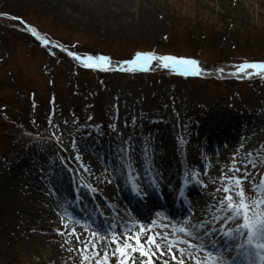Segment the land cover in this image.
<instances>
[{
	"label": "rangeland",
	"instance_id": "374dc122",
	"mask_svg": "<svg viewBox=\"0 0 264 264\" xmlns=\"http://www.w3.org/2000/svg\"><path fill=\"white\" fill-rule=\"evenodd\" d=\"M88 1L0 0V169L10 168L19 156H34L28 172L37 175L39 183L44 178L50 187L35 192L40 206L52 213L49 223L54 229L49 234L64 250L62 264H96V259L103 260L104 245L98 258L88 251L84 255L90 262L82 261L78 251L82 243L67 233L75 227L81 241L101 240V235L93 238L94 228L83 226L73 213L76 208L79 214L78 207L87 203L89 193L80 190L75 196V189L73 194L69 190L70 205L62 208L54 202L59 194L50 176L72 175L76 189L83 185L96 189V203H113L120 188L111 166L118 140L125 153L137 151L138 141L161 152L165 165L169 153L181 166L197 158L195 171L203 180L199 219L207 216L214 196L221 195L215 191L221 187L219 177L231 167L234 155L238 166L256 160L255 169L249 163L255 183L264 178V76L248 69L246 73H253L251 80L236 77L244 76L237 72L241 63L264 61V0H130L126 6L118 0ZM12 16L22 18L53 42L62 41L82 53L114 59L134 57L137 52L191 57L208 69L217 67L215 74L220 78H191L156 63L146 70L94 73L59 48L36 42L22 25L12 22ZM223 109L230 120L238 119L242 129L232 138L220 133L212 136L222 124H206L208 112ZM49 119L59 128L49 126ZM54 131L61 136L59 144L52 136ZM72 140L89 171L74 160ZM159 169L154 170L155 179L164 177ZM243 187L248 196L256 195L247 181ZM71 203L76 207L71 209ZM66 211L79 223L69 221ZM7 216V210H0V264H54L47 261V232L37 225L27 232L18 231ZM157 217L164 220L167 216ZM129 254L136 264L149 259ZM151 259L153 264H163L165 259L175 264L167 255ZM110 264H116V257H110Z\"/></svg>",
	"mask_w": 264,
	"mask_h": 264
},
{
	"label": "snow or ice",
	"instance_id": "6c2138e0",
	"mask_svg": "<svg viewBox=\"0 0 264 264\" xmlns=\"http://www.w3.org/2000/svg\"><path fill=\"white\" fill-rule=\"evenodd\" d=\"M12 20L19 21L24 30L28 31L35 37L45 48L57 47L60 51L65 52L67 56L73 60L80 61L84 67H96L98 64H93L92 61H110V57L92 55L81 56L75 51H70L61 45L55 44L47 36L42 35L32 25H29L22 18L12 16ZM74 47V46H73ZM51 55H56L51 52ZM155 61L157 66L163 68H179L181 74L200 76L203 69L199 66V61L195 59L176 57L171 55H156L152 52H137L133 59L124 61L126 65H136L141 70L148 68L149 62ZM248 69L255 70L256 75L264 74V62H244L237 66V72H246ZM116 70H135L121 69L117 66ZM223 72V69H219ZM235 75L236 73H232ZM251 77L253 73L248 72ZM49 126L58 129L59 125H53L49 119ZM67 123V122H65ZM115 127V126H113ZM56 143L61 142V136L52 133ZM71 147L76 153V141H71ZM66 151V150H65ZM121 151H124L122 149ZM248 157H252V153H248ZM74 160L80 163V167L85 171L89 169L83 165L81 156L76 153ZM264 162V161H262ZM249 163L252 169L257 168V162L254 159H249L242 166L237 165V157L232 158V165L227 172H222L219 177L221 187L216 188V193L221 194L219 197L214 196V202L206 208L207 217L198 223H193L191 216L179 221L175 224L169 221L168 224L161 226L159 231L153 230V225L156 221L153 220L147 227L138 225L139 231H133L137 225H127L123 232H117L115 228L106 232L97 242L80 240V236L73 227L71 232L67 233L70 236L76 237V242L83 245L78 249L81 254L82 261L90 262V258L84 255L85 252L91 251L93 258L100 256V246L104 245L103 260L96 259V264H110V257H116V264H136L132 260L131 253H139L140 257H148L147 261H140V264H153L151 257L157 253L161 257L167 255L175 261V264H238L240 257H243V264H264V178H261L259 184L255 183V177L249 169ZM131 168V165H129ZM107 172V169H105ZM231 173V175H229ZM239 173V175H237ZM129 176H132L131 181L132 191L141 196L144 189L141 187L139 180L134 177L133 172L129 171ZM197 175V174H193ZM247 181L252 185V191L255 196H248L243 187ZM107 180V183H111ZM198 183L203 185V181L198 180ZM215 183V181H214ZM95 191V188H92ZM161 213H157V216ZM65 216L69 221L78 224L67 211ZM65 216L61 217L63 221ZM167 219V217H165ZM63 228L67 229L68 224H63ZM58 234L65 235V232L57 229ZM93 238L100 235L98 232H92ZM221 241L224 243L221 244ZM112 245L115 248L112 249ZM72 252V248L67 249ZM111 250V251H110ZM163 264H169L165 259Z\"/></svg>",
	"mask_w": 264,
	"mask_h": 264
},
{
	"label": "bare ground",
	"instance_id": "6f19581e",
	"mask_svg": "<svg viewBox=\"0 0 264 264\" xmlns=\"http://www.w3.org/2000/svg\"><path fill=\"white\" fill-rule=\"evenodd\" d=\"M93 1L94 0H89L88 2H86V4L87 3L91 4L93 3ZM95 1H97V4H101V3L104 4L109 0H95ZM238 1L239 0H234V2L237 3ZM117 2H120L121 6L122 5L126 6V4L130 3L131 1L118 0ZM116 14H120V12H117ZM250 119H254V117L248 118V120ZM210 121L214 123L217 122V124L218 123L222 124L212 133V136L218 135L220 133L226 135V137L228 138H232V136H236V134H239V132L242 130L238 126V119L230 120L228 114L224 109L221 112L214 110L208 112L206 116V124H208ZM203 130L206 129L203 128ZM208 139L210 140V138ZM28 141H29L28 143L32 142L29 139ZM171 142L173 143V141ZM33 143L36 144L38 142L36 141ZM137 144L139 151H137V154L135 155L133 152L125 153L124 151H121L124 148L123 143L121 141H118L117 146L115 148V154L117 155V157L113 162V166L117 170V172H120L124 176V178L129 176L128 173L129 171H132L131 170L133 169L132 166H136L137 168H140L141 176H135V177L138 180L142 179L141 183H143L148 179V175L145 176L146 171L152 172L156 168V166H148V168H146V164L149 162L150 159H152L155 165L160 164L162 162V158H161L162 154L159 151L149 150L147 146L145 147V145H143V143L140 141H138ZM33 157L34 156H29L28 154L26 156H19L16 162H13L11 164L13 173L10 172L11 166L10 168L0 169V210L2 211L7 210L8 216L5 218L13 221L12 227L15 226L16 229L17 227H19V229H17L18 231L19 230H24L26 232L30 231V228L36 225L42 227V229L45 230V232H47L44 240L45 239L48 240L47 244L49 245V251H50L47 257L48 259L47 261L49 262L55 261L54 264H62L65 261L64 250L63 248H61L59 243L54 242V237L52 238L49 234L54 229L53 227L54 225L49 223L50 219L52 218V213L50 211V208L47 207L48 208L47 209L45 208L46 206H40V204L37 201L38 195L36 194V192L37 191L41 192L40 189L42 187H48L49 189L50 187L48 186L47 181L44 178L41 179L42 183L41 182L39 183L35 180L37 175H35L34 177L30 171L28 172ZM175 160L176 158L174 157V155L169 153L166 165H165V161L163 160L162 162L163 164L161 163L162 166H157V169L158 168L163 169V174H164V177L162 179H158L160 183L157 187L158 191L160 190L167 192L172 191L177 187V185L181 183L180 181H183L181 174L184 173L186 175V173L191 172L190 178L192 179L193 174L197 173L195 172V168L197 166L196 162L199 161L197 158L188 161L187 166H181V164L180 163L178 164V162L174 163ZM129 165H131V168H129ZM60 176H61L60 173L53 176L51 175L50 179L51 181H53V184H57L55 186L56 189L55 193H57L56 191H58L57 194H59L58 196L54 197V202L59 203L60 206L63 208L65 206L70 205L67 202L69 199V190H71L72 193L75 180L72 175L71 176L63 175L61 177ZM194 177L199 178L198 175H195ZM61 181L63 182V186L61 184ZM125 185L128 186L127 181L122 182L121 189L123 188L127 189ZM141 187L144 189L141 195L145 196L146 189L144 187H148V186L142 185ZM60 197H62V201L60 200ZM17 198L18 201L16 203ZM113 206L116 208H124L123 204L118 198H115V200L113 201ZM40 222L41 225L39 224ZM36 236L40 237L39 235ZM56 240L58 239L56 238ZM223 243L224 242L221 241V244ZM239 259L240 260H238V263L243 264L241 262L242 258Z\"/></svg>",
	"mask_w": 264,
	"mask_h": 264
}]
</instances>
